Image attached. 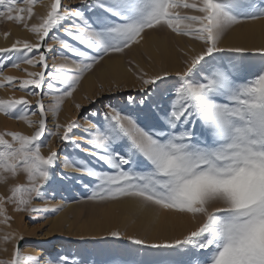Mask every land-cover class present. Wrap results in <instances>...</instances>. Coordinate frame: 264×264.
Masks as SVG:
<instances>
[{"label":"snow or ice","instance_id":"snow-or-ice-1","mask_svg":"<svg viewBox=\"0 0 264 264\" xmlns=\"http://www.w3.org/2000/svg\"><path fill=\"white\" fill-rule=\"evenodd\" d=\"M38 3L45 11L29 25ZM259 20H264V0H80L76 8L62 0H0V21L22 24L35 36V42L16 39L0 47V88L40 97L38 111H30L26 96L0 97V114L34 129L30 135L0 131V183L25 177L9 186V195H0V224L11 227L9 205L16 213L48 211L33 201L72 179L58 170L62 166L89 178L79 181L90 190L88 202L134 200L140 209L192 217L196 227L179 238L149 243L128 237L134 245L159 250L153 264H264V47L221 46L234 27ZM162 29L199 42V50L184 53L185 66L174 80L167 70L149 73L137 65V96L129 95L123 105L105 104L94 123L90 116L99 112L85 115L84 142L73 140L70 134L82 126L73 119L59 123L58 116L84 74L139 45L146 30ZM53 44L63 62L49 71ZM228 53L236 55H221ZM254 54L258 62L249 58ZM22 64L41 70L22 69L26 78L4 75L6 67L20 70ZM48 113L54 131L47 130ZM53 136L102 167L79 158L60 160L51 149ZM109 235L122 237L119 231ZM23 240L17 232L2 237L0 243L12 249L0 264H40L41 257L21 249ZM45 264L78 262L61 255Z\"/></svg>","mask_w":264,"mask_h":264},{"label":"rangeland","instance_id":"rangeland-1","mask_svg":"<svg viewBox=\"0 0 264 264\" xmlns=\"http://www.w3.org/2000/svg\"><path fill=\"white\" fill-rule=\"evenodd\" d=\"M43 2L47 3L48 0H43ZM62 4L76 8L80 5V0H62ZM44 11L45 9L41 4H36L34 7L36 15L27 21L28 24L38 23L36 17L43 14ZM4 33H10V35L5 37ZM51 35L52 33H50ZM58 35L63 36V33H58ZM153 37L166 39L167 48L173 54L171 58L168 54L162 53L161 59L158 60L155 56L148 54L147 46ZM0 39L2 40L0 47H10L16 39H26L35 42L34 34L27 31L22 24L18 25L8 21H0ZM7 40L8 42L5 43ZM46 42L52 43L50 39H47ZM191 48H195L198 51L200 48L199 42H193L188 37H177L167 29L146 30L144 39L139 45H133L123 54H113L110 57H106L91 72L84 74L73 96L65 99L58 116L59 123H66L69 119L76 120L82 127L75 129L74 134L70 135H72L73 140L83 143V129L84 127H89V125L84 124L83 117L85 115L99 112V117L90 116V119L94 123L97 119L102 118L105 104L111 102L114 105H123L129 95L137 96L138 81L133 74L137 65L149 73H155L162 69L167 70L172 73L168 79L174 80L176 79L175 73L182 71L185 66L183 64L184 59H186L184 53L188 52L191 55ZM60 53L61 49L59 45L53 44V51L47 54L49 71H52V64L63 62ZM65 54L71 56L70 53ZM221 55L230 56L236 54L228 53ZM249 58L258 62L260 56L259 54H254ZM109 61H122L127 72L124 73L121 69H118L116 72L113 71L109 66ZM130 61L132 62L131 64L129 63ZM24 68H27L28 71L41 70L39 67L31 68L28 65L22 64L20 70L6 67L4 75L26 78L25 72L22 71ZM130 68L133 71H130ZM88 81L90 83H87ZM110 88L112 89L111 93L108 91ZM36 91L39 92L41 90ZM43 91H48L46 85ZM9 96L17 98L26 96L32 102L30 111H38L36 101L40 99L39 96H28L26 92L20 91L17 88H0V97L7 98ZM85 97L96 98L98 102L91 104ZM49 103L50 97L44 96L45 106L47 107ZM76 103L81 105L79 110L75 107ZM47 117V130L54 131L52 114L48 113ZM32 119L38 120L39 116H34ZM4 130L19 131L30 135L34 129L29 128L22 121L9 119L0 114V131ZM45 142L47 143L48 141ZM50 144L51 149L58 153L60 160H63L65 157H69L70 159L79 158L88 160L94 167H102L100 162L75 149L72 143H62L57 137L53 136L50 139ZM48 151V147L42 148L44 155H47ZM58 170L68 173L72 179L65 180L63 184L56 185L54 190H49L45 195V199L33 201L34 206L39 208L47 207L49 210L30 215L28 213H16L12 210V206H7L8 215L12 217L10 222L11 227L0 224V240L7 233L17 232L22 234L24 240L19 242L21 249L28 254L41 257L40 264H45L49 259L55 260L61 255L69 256L76 260L78 264H153L154 261L160 258L159 250L147 249L141 245L131 243L128 239L129 236L135 237L136 235L138 238L139 236L135 230L132 233H130L131 231L128 232L130 229V226H127L128 222L110 231L121 232L122 237L119 239L110 236L108 233L103 236L94 235L93 231H91L94 215L101 214L104 208L106 209L107 206L111 205L110 203H114L115 201L106 203L88 202L86 197L90 194V190L85 189L79 181L82 180L84 183H89V178L82 176L80 173L72 172L70 169H64L62 166ZM23 182H25V177L21 174L15 180L9 179L6 184L0 183V195H9V186L11 184ZM59 205H63L61 210L53 211ZM57 222L60 223L59 230L54 232L52 229ZM144 236V239H140L148 240L149 243H159L151 241L146 235ZM5 247L8 249L7 252L3 251ZM11 249V244L5 245L0 243V259H9Z\"/></svg>","mask_w":264,"mask_h":264},{"label":"bare ground","instance_id":"bare-ground-1","mask_svg":"<svg viewBox=\"0 0 264 264\" xmlns=\"http://www.w3.org/2000/svg\"><path fill=\"white\" fill-rule=\"evenodd\" d=\"M7 42L8 40L5 41V43ZM1 44L2 40L0 39ZM221 46L225 48L235 46L248 48L264 47V20L234 27L223 38ZM147 52L158 60L161 59L162 53L168 54L170 58L173 56L167 48L165 38L153 37L149 41ZM108 63L110 68L115 72L118 69H121L124 73L127 72L122 61H109ZM87 83H90V81ZM110 204L106 209L104 208L101 214L94 215V219H91V231L96 236L109 234L113 228L128 222L127 226H130L128 232L131 231L130 233H132L135 230L139 238L144 239V235H146L151 241L162 242L182 237V235L196 227V222L188 215H179L157 209H140L134 200H120ZM59 224V222L54 224L52 229L54 232L59 230ZM133 234L135 235V233ZM135 237L137 236L135 235Z\"/></svg>","mask_w":264,"mask_h":264}]
</instances>
